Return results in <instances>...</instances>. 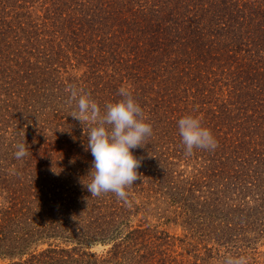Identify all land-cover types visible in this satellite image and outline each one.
I'll return each instance as SVG.
<instances>
[{
  "label": "trees",
  "instance_id": "trees-1",
  "mask_svg": "<svg viewBox=\"0 0 264 264\" xmlns=\"http://www.w3.org/2000/svg\"><path fill=\"white\" fill-rule=\"evenodd\" d=\"M122 86L153 127L132 150L140 179L126 200L87 190L94 123L71 116L66 91L103 113ZM185 115L201 117L214 150L185 154ZM176 243L191 260L170 255ZM258 244L264 0H0V264H264Z\"/></svg>",
  "mask_w": 264,
  "mask_h": 264
},
{
  "label": "clouds",
  "instance_id": "clouds-1",
  "mask_svg": "<svg viewBox=\"0 0 264 264\" xmlns=\"http://www.w3.org/2000/svg\"><path fill=\"white\" fill-rule=\"evenodd\" d=\"M69 103L75 102L72 117L80 122H93L87 135V149L93 157L91 181L87 190L92 196L112 192L119 199L126 200V189L140 179L138 169L141 160L133 154V149L142 147L144 141L153 134V127L146 122L145 113L133 98L129 88L121 87V99L106 103L101 113L99 105L83 89L69 87ZM178 132L185 148L191 155L193 149L214 150L218 141L210 129L204 127L201 117L185 115L177 121ZM14 157L20 160L28 155L25 141L17 143ZM224 264H247L244 256L225 258Z\"/></svg>",
  "mask_w": 264,
  "mask_h": 264
},
{
  "label": "rangeland",
  "instance_id": "rangeland-1",
  "mask_svg": "<svg viewBox=\"0 0 264 264\" xmlns=\"http://www.w3.org/2000/svg\"><path fill=\"white\" fill-rule=\"evenodd\" d=\"M154 214V213H153ZM148 218H150V216H148ZM150 220L154 223V224H161V226H158V228H162L164 230H166L171 236L174 237H178V238H182L184 232L182 230V228L180 226H174L173 224L169 223L167 225H163V219H161L160 221H158V219L156 217H151ZM175 248L172 249V252H170V255H172L173 257L176 256L178 257V259H181V257H183V259H188L191 260V257H189L186 252L182 249V246H180L179 243H176ZM210 246H212L210 244ZM217 246V245H216ZM219 247V246H218ZM220 248V247H219ZM108 249L107 246H94L90 249L91 252L96 253L97 255H101L103 254L106 250ZM190 248H188L187 250H189ZM225 249V248H223ZM222 249V250H223ZM264 246H259L258 244V250L256 252V258L258 259V261H260L261 263L264 261ZM180 256V257H179ZM3 264V263H2Z\"/></svg>",
  "mask_w": 264,
  "mask_h": 264
}]
</instances>
